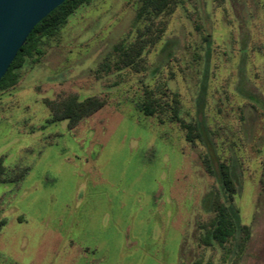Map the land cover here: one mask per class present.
Masks as SVG:
<instances>
[{"label":"rangeland","instance_id":"374dc122","mask_svg":"<svg viewBox=\"0 0 264 264\" xmlns=\"http://www.w3.org/2000/svg\"><path fill=\"white\" fill-rule=\"evenodd\" d=\"M140 5L79 7L0 90V264H264V0H180L154 26ZM143 44L119 65L116 46ZM88 98L102 107L53 121ZM205 153L229 167L248 228L223 246L201 241L220 190Z\"/></svg>","mask_w":264,"mask_h":264},{"label":"trees","instance_id":"16d2710c","mask_svg":"<svg viewBox=\"0 0 264 264\" xmlns=\"http://www.w3.org/2000/svg\"><path fill=\"white\" fill-rule=\"evenodd\" d=\"M91 0H66L45 18H43L33 28L28 35L24 46L18 51L7 72L0 80V90H7L17 84L18 73L24 67L28 59L35 54H41L40 43L44 38L54 36L58 30L63 27L68 18L81 6L88 4ZM180 0H141V5L137 13L138 19H144L153 24V21L160 19L166 13L172 11L179 4ZM154 26V24H153ZM151 27V26H150ZM152 33V27L148 29ZM142 44V43H141ZM145 44L133 46L126 49L123 45L115 47V53L118 55L119 65L132 67L135 65L134 59L141 53ZM174 105L170 108V121L177 123L184 131L185 140L194 144L196 140L201 139L198 125L187 123L182 120L176 108L178 103L173 98ZM102 107V103L95 98H88L84 101L71 100L64 105L62 110L52 113L53 121L67 120L69 126L75 125L82 118L91 115ZM145 116H154L158 108L162 109L157 98L153 99L149 95L145 101L137 106ZM203 169L206 173L216 177L220 190L210 202L211 217L201 226L203 234L201 241L205 245L217 244L223 246L230 239L236 236L247 234L248 228L239 224V219L232 207V200L236 193L234 178L229 167L225 163H219L214 169L210 154L205 153L201 156ZM264 165V162H263ZM5 173L2 160H0V182Z\"/></svg>","mask_w":264,"mask_h":264},{"label":"water","instance_id":"95a60500","mask_svg":"<svg viewBox=\"0 0 264 264\" xmlns=\"http://www.w3.org/2000/svg\"><path fill=\"white\" fill-rule=\"evenodd\" d=\"M66 0H0V80L33 28Z\"/></svg>","mask_w":264,"mask_h":264}]
</instances>
